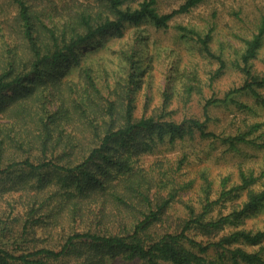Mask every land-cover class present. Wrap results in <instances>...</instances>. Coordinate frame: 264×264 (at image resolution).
<instances>
[{
	"label": "trees",
	"instance_id": "trees-1",
	"mask_svg": "<svg viewBox=\"0 0 264 264\" xmlns=\"http://www.w3.org/2000/svg\"><path fill=\"white\" fill-rule=\"evenodd\" d=\"M202 1L185 0L161 13L157 0L135 5L101 0L96 12L84 8L61 26L48 27L40 11L16 0L23 40L12 46L8 35L0 39V179L9 182L0 185V264H110L115 258L142 264H264V226L246 224L264 212V169L239 167L218 180L203 171L198 202H187L186 216L159 231L165 210L194 179H180L186 155L171 174L160 158L148 167L140 163L160 144L197 136L219 139L235 155L245 146L264 148V140L257 139L260 121L225 135L206 125L208 106L228 100L247 106L230 97L234 93L245 91L264 104V73L253 62L264 44V17L232 62L243 82L224 97L205 99L202 115L176 117L172 91L163 92L162 101L145 102L137 113L144 76L136 44L115 50L120 63L114 69L104 61L86 63L83 48L99 37L121 38L126 24L147 21L166 28L175 14ZM34 26L53 28L50 39L37 42ZM212 28L201 33L176 25L178 38L193 41L198 52L219 62L211 79L226 65L210 48ZM148 57L143 69L151 67Z\"/></svg>",
	"mask_w": 264,
	"mask_h": 264
},
{
	"label": "rangeland",
	"instance_id": "rangeland-1",
	"mask_svg": "<svg viewBox=\"0 0 264 264\" xmlns=\"http://www.w3.org/2000/svg\"><path fill=\"white\" fill-rule=\"evenodd\" d=\"M25 1L36 12L40 11L38 13L39 19L48 27H53V24L56 27L61 26L76 11H82L84 8H92L94 12L98 8H102L101 0ZM138 1L140 0H129V3L135 5ZM184 1L157 0L156 7L161 13L168 12L178 8ZM17 13L18 4L16 0H0V39L2 40L3 36L8 35L9 41L14 42L12 46L14 44L19 45L18 42L23 40V31L20 27L22 23L16 18ZM34 14L36 15L35 12ZM263 17L264 0H203L188 12L175 14L166 28H156L147 21L136 26L126 24L124 36L121 38L114 33L99 37L92 42L93 45H87L83 48L84 52L87 53L86 57H89L86 63L97 64L99 61H104L107 65H111V69H114L117 63H120L118 53L115 50L123 48L124 45L128 47L131 43L136 44L138 56H140L137 58L141 62L138 61L139 73L142 77L144 76V82L136 99L137 113H141L145 102L151 105L157 100L162 101L164 100L163 92L172 91V104L170 106L175 108L176 117L181 119L182 114H190L191 112L202 115V105L205 99L224 97L228 89L243 82V74L232 62L244 48V41L251 37L252 32L255 31ZM32 19L35 24L39 25L40 22H38L37 17ZM179 24L193 27L201 33L213 27L210 48L226 60V65L218 77L211 79L219 67V62L198 52L199 47L194 45L193 41L187 42L178 38L176 25ZM34 28V36L37 38V42L41 44L50 39L49 30L53 28L36 26ZM142 35H145L146 38ZM148 56L151 58L149 62L151 67L146 66L143 69V60L148 59ZM92 57L94 59H90ZM253 62L255 68L264 73V44ZM149 69L151 70L150 76H148ZM191 71L193 72L190 73ZM149 78L151 82L148 85ZM188 85H192L190 94L186 92ZM262 92L264 93L263 89ZM230 97L247 106H238L231 100L208 106L207 129L214 130L219 135L234 134L239 129H246L247 124L260 121L262 123L260 131L263 132L257 139L264 140V104L256 102L245 91L234 93ZM203 117L205 116L203 115ZM25 125L31 126L28 122ZM225 149V145L221 144L219 139L197 136L194 140L184 139L177 140L173 144H160L155 154H147L141 158L140 163L144 167H148L155 158L162 159L163 168L171 174L177 166V159L181 155H186L187 160L182 164L183 175L180 179H194L192 187L182 190L165 210L163 214L165 221L157 226L159 231L169 228L170 225H174L186 216L185 204L187 202H198L200 173L203 171H207V175L218 180L219 176L226 171L236 174L234 172L239 167L246 170L251 168L250 170L253 169L254 173H259L264 169V148L245 146L244 152L240 155H235L231 151H225ZM16 175L17 173L14 174L15 177ZM2 182L3 179H0V185ZM3 183V187L9 185V182ZM246 224L253 229L262 228L264 226V212H258L252 219H247ZM41 226H38V232L41 231ZM43 226L45 229H50L47 225ZM65 227L68 228L67 224ZM51 242L53 243V241ZM41 244H46V242ZM110 264L142 263L137 259L115 258Z\"/></svg>",
	"mask_w": 264,
	"mask_h": 264
}]
</instances>
